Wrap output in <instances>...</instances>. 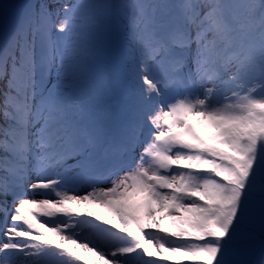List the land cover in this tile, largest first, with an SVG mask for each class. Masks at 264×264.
I'll return each instance as SVG.
<instances>
[{
  "label": "snow or ice",
  "instance_id": "obj_1",
  "mask_svg": "<svg viewBox=\"0 0 264 264\" xmlns=\"http://www.w3.org/2000/svg\"><path fill=\"white\" fill-rule=\"evenodd\" d=\"M0 264H264V0H0Z\"/></svg>",
  "mask_w": 264,
  "mask_h": 264
},
{
  "label": "rangeland",
  "instance_id": "obj_2",
  "mask_svg": "<svg viewBox=\"0 0 264 264\" xmlns=\"http://www.w3.org/2000/svg\"><path fill=\"white\" fill-rule=\"evenodd\" d=\"M2 2H4V3H18V2H20V0H2ZM97 211H99L101 214H104V212H105L104 209H97ZM97 223H100V222H97ZM101 226L104 227L105 225L101 224ZM168 226H169V223L165 222V227L167 228ZM92 259L95 260V257H92Z\"/></svg>",
  "mask_w": 264,
  "mask_h": 264
}]
</instances>
